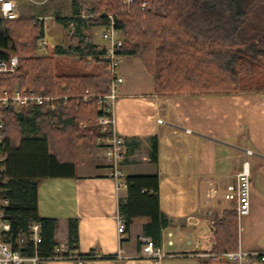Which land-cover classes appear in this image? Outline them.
Masks as SVG:
<instances>
[{
	"label": "trees",
	"instance_id": "trees-1",
	"mask_svg": "<svg viewBox=\"0 0 264 264\" xmlns=\"http://www.w3.org/2000/svg\"><path fill=\"white\" fill-rule=\"evenodd\" d=\"M147 7L141 9L143 3ZM85 16L81 17L80 9ZM119 0H72V24L66 49L55 54L73 58L86 74L62 73L53 57L37 56L39 28L31 18L0 21V59L18 56L13 74H0V90L14 88L35 94L77 97L85 91L102 93L105 66L95 46L84 39L89 27L103 28L114 15L123 44L120 56L138 59L153 77L154 91L164 95L264 92V0H134L130 16L120 15ZM98 16V17H97ZM72 17H76L72 19ZM87 57H92L91 61ZM68 108L51 112L43 107L8 106L2 112L5 140V178L8 180L6 219L12 234L26 232L31 223L42 228L40 256L57 245L58 222L37 212V185L44 179L74 178L80 141L95 142L102 134L94 125L95 103L70 100ZM87 124L80 128L79 124ZM156 162L157 137H154ZM126 198L118 202V217L125 232L137 218H147L144 233L154 243L167 226L158 208V177L127 176ZM236 212L226 213L216 229V252L235 251ZM77 222H67V249L77 246ZM88 258L91 255H80ZM261 261L260 257H257ZM201 264H229L208 259Z\"/></svg>",
	"mask_w": 264,
	"mask_h": 264
},
{
	"label": "crops",
	"instance_id": "crops-1",
	"mask_svg": "<svg viewBox=\"0 0 264 264\" xmlns=\"http://www.w3.org/2000/svg\"><path fill=\"white\" fill-rule=\"evenodd\" d=\"M119 74L123 83L114 120L125 142L121 169L125 177H158V208L167 226L159 231L155 245L168 255L159 260L135 258L141 240L153 241L143 230L147 218L133 220L120 240L117 208L126 198V187L116 190L107 177L108 161L102 148L83 140L77 145L74 178L38 183L37 212L42 219L58 222L54 239L66 248L67 222L75 220L77 246L67 249L68 254L96 258L43 264H201L219 260L215 257L220 254L216 252V229L226 213L236 212L235 201L226 195L235 184L246 151L252 153L248 157L249 212L236 217L235 251L248 255L245 264H264L257 260L264 254V92L158 94L153 77L130 56H121ZM154 137L156 162L152 161ZM118 252L126 258H109Z\"/></svg>",
	"mask_w": 264,
	"mask_h": 264
},
{
	"label": "built area",
	"instance_id": "built-area-1",
	"mask_svg": "<svg viewBox=\"0 0 264 264\" xmlns=\"http://www.w3.org/2000/svg\"><path fill=\"white\" fill-rule=\"evenodd\" d=\"M134 0L120 1V15H129L130 9ZM144 2L141 9L146 7ZM79 16L83 17L81 11ZM18 15L15 9L13 0H0V21H8L17 19ZM76 17H72L75 19ZM108 24L101 28L99 35L102 41V46L99 47L101 53L99 59L105 63L102 69V74L105 76V89L102 93H94L85 91L82 95L73 97L68 95H54V94H35L31 91L20 90L14 88L11 92L6 89L0 90V264H43L47 261L57 260H74L77 263H82L87 260L77 254H68L67 248L62 244H57L52 253L48 256H40L39 245L42 243V228L39 223H31L26 232L19 235H13L11 232V225L6 219L5 210L8 207V200L6 198L7 182L5 178V155L2 153V145L5 140L4 123L2 112L8 106H15L16 108H32L43 107L51 112H57L60 109L68 108L71 104L70 100H74L75 105L82 101L84 103H95L99 107V115L96 118V124L99 128L101 137L98 142L105 159L108 161L107 177L112 179L116 190L125 188L124 173L121 169V164L125 158V142L124 139L118 135L115 129L114 108L119 98L120 87L123 83V78L119 74L120 66V49L123 44L120 30L116 28L117 21L114 15H108ZM72 27V24H69ZM43 31V30H42ZM37 45L44 49L49 45V42L42 32ZM92 57H87L90 61ZM18 68V58L11 56L8 60L0 59V74L14 73ZM161 123L160 120H157ZM82 126V124H80ZM250 151H246L245 158L236 174L235 184L228 188L229 193L226 198L235 201V211L237 217L246 216L249 212V200L251 189V170L248 157L251 156ZM116 227L118 237L123 238L125 233V224L118 215L116 218ZM140 253L135 258L146 259H162L168 254L157 247L151 239H143L140 242ZM171 244V242H168ZM219 260L234 262L242 264L248 255L240 251L224 252L215 255ZM258 257L264 261V254ZM96 258L91 256L88 259ZM113 259H124L120 252L117 255L111 256Z\"/></svg>",
	"mask_w": 264,
	"mask_h": 264
},
{
	"label": "rangeland",
	"instance_id": "rangeland-1",
	"mask_svg": "<svg viewBox=\"0 0 264 264\" xmlns=\"http://www.w3.org/2000/svg\"><path fill=\"white\" fill-rule=\"evenodd\" d=\"M15 3V9L17 12V19L20 18H31L34 22V26L39 28V36H46L49 45L53 47H46L44 49L39 48L37 45L38 57H53L57 66L60 67L62 73L69 72L70 74H86L90 69H85L81 67L73 58L61 57L55 54V49L61 47L66 49L69 45V40L72 35V27L70 25L67 27V22H63L62 19H67V17L72 14V0H13ZM121 1V0H119ZM147 7V5H146ZM80 11L83 12V17L89 18L91 16H85L83 9ZM132 9H130V16ZM98 17V16H97ZM43 30V31H42ZM100 27H89L84 30L83 37L86 41L93 44L96 48V51H99V47L102 46V41L100 39ZM39 38L37 39L38 42ZM18 58L17 55H13ZM91 61V60H90ZM13 74V73H12ZM103 80L100 79L101 87L104 88ZM103 85V86H102ZM14 111L18 112L20 109L12 106ZM98 117V116H97ZM87 124L83 123L80 128H84ZM94 125L97 127L96 119ZM101 137V136H100ZM97 146L101 148V144L98 142V138L95 141ZM137 223L134 224L133 229H135ZM125 234V233H124ZM125 237V235H123ZM141 245V244H140ZM229 264H237L234 262H229ZM245 264V263H242Z\"/></svg>",
	"mask_w": 264,
	"mask_h": 264
}]
</instances>
